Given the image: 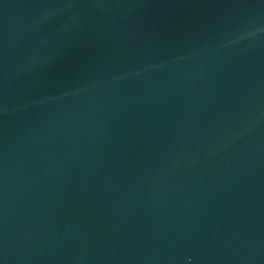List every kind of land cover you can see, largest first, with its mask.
<instances>
[{"label":"water","instance_id":"obj_1","mask_svg":"<svg viewBox=\"0 0 264 264\" xmlns=\"http://www.w3.org/2000/svg\"><path fill=\"white\" fill-rule=\"evenodd\" d=\"M0 264H264V0H0Z\"/></svg>","mask_w":264,"mask_h":264}]
</instances>
